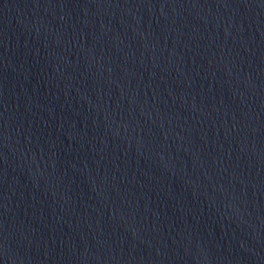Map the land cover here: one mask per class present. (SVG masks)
<instances>
[{
  "label": "water",
  "instance_id": "obj_1",
  "mask_svg": "<svg viewBox=\"0 0 264 264\" xmlns=\"http://www.w3.org/2000/svg\"><path fill=\"white\" fill-rule=\"evenodd\" d=\"M0 264H264V0H0Z\"/></svg>",
  "mask_w": 264,
  "mask_h": 264
}]
</instances>
